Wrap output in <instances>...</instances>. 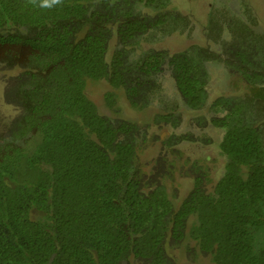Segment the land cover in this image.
<instances>
[{
    "label": "trees",
    "instance_id": "trees-1",
    "mask_svg": "<svg viewBox=\"0 0 264 264\" xmlns=\"http://www.w3.org/2000/svg\"><path fill=\"white\" fill-rule=\"evenodd\" d=\"M208 14V42L171 50L194 19L172 0H0V264H180L175 250L215 264H264V30L248 0ZM214 44V45H213ZM244 83L216 97L210 121L224 129V172L212 189L191 165L181 202L166 180L175 162L141 160L148 123L99 112L89 80L123 89L137 110L163 105V79L191 109L208 101L209 63ZM15 71V72H12ZM165 109V108H164ZM181 112L155 121L177 126ZM204 125V115L197 117ZM190 132L162 141L174 149ZM177 152V151H176ZM179 153V150H178Z\"/></svg>",
    "mask_w": 264,
    "mask_h": 264
},
{
    "label": "rangeland",
    "instance_id": "rangeland-1",
    "mask_svg": "<svg viewBox=\"0 0 264 264\" xmlns=\"http://www.w3.org/2000/svg\"><path fill=\"white\" fill-rule=\"evenodd\" d=\"M219 0H172L183 13L191 14L195 23L191 33H174L168 36L162 45L171 50H180L192 43L205 44L208 39L204 33V27L208 20L210 9L217 4ZM225 7L239 8L240 0H223ZM254 14L258 19L260 30H264V0H248ZM214 45V44H213ZM15 72V71H12ZM209 84L208 101L202 109L194 110L189 108L178 94L174 80L170 75L163 79V105L156 100L149 107L137 110L134 109L126 98L123 89H113L109 82L102 78L99 80H89L86 87L87 95L92 99L99 112L106 115H114L107 106L105 93L114 91L117 98L119 114L127 119L136 120L139 123H148L149 138L146 146L141 152V160L148 163L149 168L152 161L160 155H167L168 159L175 162L174 174L166 180L169 190L177 195V202L187 196L194 185V175L191 165L197 164L206 171L204 185L207 189H212L217 180L224 172L226 157L222 154L219 142L223 136L224 129L215 126L210 121L211 102L220 95L234 94L242 91L244 83L235 75L230 74L225 67L217 62L209 63ZM4 80L3 72L0 70V109L10 111L11 108L4 103ZM174 109L181 112L177 126L166 121H155L158 112L165 109ZM204 115L207 122L202 125L197 122V117ZM192 133L195 141H184L175 145L172 149L164 148L162 141L171 134ZM179 150V153H178ZM180 264H215L210 256L204 252H197L195 258L189 256L181 250H175Z\"/></svg>",
    "mask_w": 264,
    "mask_h": 264
},
{
    "label": "clouds",
    "instance_id": "clouds-1",
    "mask_svg": "<svg viewBox=\"0 0 264 264\" xmlns=\"http://www.w3.org/2000/svg\"><path fill=\"white\" fill-rule=\"evenodd\" d=\"M35 3V0H32ZM61 2V0H41L40 6L44 8H51L54 5H57Z\"/></svg>",
    "mask_w": 264,
    "mask_h": 264
}]
</instances>
